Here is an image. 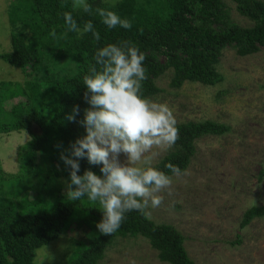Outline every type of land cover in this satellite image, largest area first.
<instances>
[{"label": "trees", "instance_id": "1", "mask_svg": "<svg viewBox=\"0 0 264 264\" xmlns=\"http://www.w3.org/2000/svg\"><path fill=\"white\" fill-rule=\"evenodd\" d=\"M12 32L11 51L0 55L25 75L21 85L0 83V134L26 132L28 141L17 147V172L0 168V264H33L36 251L66 235L74 246L67 264H100L117 239L146 240L163 264H195L186 252L185 238L173 226L129 212L120 229L102 235L95 225L101 219L98 203L86 198L69 201L66 192L70 168L60 159L86 133L84 75L95 65L97 48L108 43L131 42L144 54L147 78L143 94L149 99L161 90L156 82L169 73V86L185 83L214 87L223 82L217 71L226 49L238 57L264 48V2L229 0L237 14L250 23L235 24L223 0H120L109 5L89 0L91 14L72 8V0H8ZM109 9L131 21L130 29H107L96 14ZM71 12L78 26L92 21L101 39L91 33L64 32L63 13ZM51 29L57 38L49 35ZM8 107V109L6 108ZM78 109V113L74 112ZM72 115L74 119L69 120ZM179 138L154 167L168 172L173 164L183 173L195 155V144L209 136H222L229 127L211 121L176 125ZM80 172L99 166L81 159ZM170 174V173H169ZM264 217V206L247 209L239 224L246 227ZM238 239L235 244H239Z\"/></svg>", "mask_w": 264, "mask_h": 264}, {"label": "rangeland", "instance_id": "2", "mask_svg": "<svg viewBox=\"0 0 264 264\" xmlns=\"http://www.w3.org/2000/svg\"><path fill=\"white\" fill-rule=\"evenodd\" d=\"M100 1L112 5L120 0ZM223 2L235 24L250 26L233 3ZM9 5L8 0H0V55L11 51L12 32L19 31L10 24ZM217 71L223 82L214 87L185 83L173 89L169 73L156 82L161 92L151 100L166 103L176 125L211 121L228 126L229 131L196 142L189 166L173 178L170 192L158 193L162 203L149 209V219L175 227L185 238L186 252L195 264H264V217L239 227L247 209L264 206V48L243 58L226 49ZM24 81L22 70L0 59V83L21 85ZM28 140L24 131L0 134L4 174L17 172V147ZM170 149L154 147L153 166ZM238 239L240 243L235 244ZM71 243L66 235L61 236L38 249L33 264H67L74 252ZM100 264L163 263L146 240L127 238L117 239Z\"/></svg>", "mask_w": 264, "mask_h": 264}, {"label": "clouds", "instance_id": "3", "mask_svg": "<svg viewBox=\"0 0 264 264\" xmlns=\"http://www.w3.org/2000/svg\"><path fill=\"white\" fill-rule=\"evenodd\" d=\"M71 6L92 12L89 0H72ZM96 14L107 29L132 27L129 19L112 10L97 9ZM63 19L62 35L91 33L96 41L101 39L92 21L80 27L71 12L63 13ZM49 35L57 38L56 30L51 29ZM145 59V54L131 42L108 43L96 49L94 60L99 67H91L83 77L84 99L89 105L81 121L86 134L71 145L68 155L60 156L70 168L67 199L75 202L86 198L99 204L102 215L95 227L102 235L116 233L129 212H139L149 219V209L162 203L158 193L170 192L173 178L182 172L171 163L165 165L168 172L153 166L156 153L152 149L174 145L179 130L173 110L143 94ZM74 112L78 113V109ZM81 159L99 166L100 174L90 169L78 174ZM252 203L255 205L253 199Z\"/></svg>", "mask_w": 264, "mask_h": 264}]
</instances>
